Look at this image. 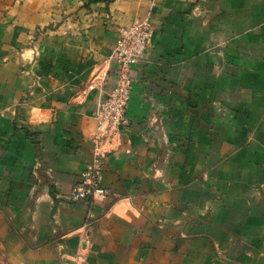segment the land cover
Segmentation results:
<instances>
[{"label":"crops","instance_id":"0c3cea01","mask_svg":"<svg viewBox=\"0 0 264 264\" xmlns=\"http://www.w3.org/2000/svg\"><path fill=\"white\" fill-rule=\"evenodd\" d=\"M145 16L110 193L70 201ZM0 264H264V0H0Z\"/></svg>","mask_w":264,"mask_h":264},{"label":"built area","instance_id":"2783aa9c","mask_svg":"<svg viewBox=\"0 0 264 264\" xmlns=\"http://www.w3.org/2000/svg\"><path fill=\"white\" fill-rule=\"evenodd\" d=\"M153 27L149 16L135 19L117 28V40L112 58L116 61V81L106 97H100L94 117L96 127L89 137L93 142V157L81 171L79 181L68 195V200L106 199L110 190L103 185V161L112 145L129 120L127 106L132 94V68L150 47ZM101 81L92 79L88 88L100 86ZM88 221L83 227H87Z\"/></svg>","mask_w":264,"mask_h":264}]
</instances>
